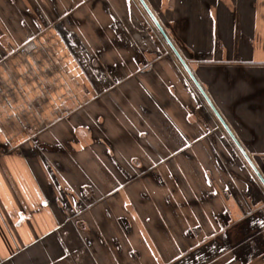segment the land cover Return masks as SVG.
<instances>
[{"label":"crops","instance_id":"0c3cea01","mask_svg":"<svg viewBox=\"0 0 264 264\" xmlns=\"http://www.w3.org/2000/svg\"><path fill=\"white\" fill-rule=\"evenodd\" d=\"M223 163L264 179V0H0V264L174 261L191 212L183 259L264 264V183Z\"/></svg>","mask_w":264,"mask_h":264},{"label":"rangeland","instance_id":"374dc122","mask_svg":"<svg viewBox=\"0 0 264 264\" xmlns=\"http://www.w3.org/2000/svg\"><path fill=\"white\" fill-rule=\"evenodd\" d=\"M210 151L214 150V149H209ZM225 151L224 153H228L230 151V149L226 148V149H222V148H217V150L215 149V152L216 154H223V153H220V152H223ZM238 154L239 156L241 155L240 151L238 150ZM208 168L206 169L207 171V177H208V180L211 181L212 184H219V181L222 180L224 181L225 180H231L232 183H235L237 184L236 186L238 188H244L245 187V182L247 181L246 178L249 179V175H251V172L254 173V178H255V186L258 185L259 188H261V181L258 177V175H256L255 173V170L251 168V165L249 164H207ZM260 171V169H259ZM175 186V184H174ZM180 191V185L179 186H175V193H178ZM184 196H182L183 198ZM235 202V201H233ZM134 209V205H130V209ZM130 213V212H128ZM132 213V212H131ZM133 214H135L133 212ZM185 214V217L184 218H188V214L187 213H184ZM192 214L194 213H190V217L192 218ZM239 218L241 216V213H239ZM109 216H111V214H109ZM185 219L184 224L181 225V223H178V227L176 225H172V222L171 221H168V223L170 224V226L167 228V232L171 235L170 238L168 239H165V241L167 242H170L172 244V256H177L178 259L176 260H171V261H168V260H164L162 255H161V252L160 250H158V263L160 264H204V262L206 263L207 260H199L198 258H195L197 255H191L189 256L187 259H183L186 255H187V252H191V251H194L196 250L200 244L198 245H195V243H192L190 244L191 242H189L188 240L192 239V241H195L193 238V236H197V232H202V229L201 227H196L197 224H195V220H192V219ZM176 222V221H175ZM174 222V223H175ZM108 226V229H105V230H108L106 233L105 231L102 230V227L103 226ZM102 223V222H95V226L93 227L94 228V234L96 236H100L101 239L106 240L107 237L105 238L104 234L102 233L105 232L108 236H113L115 234H118L119 232V235L121 236L122 235V239L125 240L126 242H124V244H121L119 243L118 244V241H116L115 243H111V244H107L106 245V248L110 251V252H114V251H117V249H120L122 251H129V252H140V253H143V255L146 256V251H150V249L152 247H155V244H150V243H141L140 244H134V243H128L127 242V238H125L124 234H122L120 230V228L116 225L115 221H109V224L108 223ZM93 225V223H92ZM86 229H82L81 233H80V236L83 240H85V235H83L84 232ZM141 230H142V236L144 235L143 233L146 232V230L142 227H141ZM183 230H186L187 233H183ZM182 232L179 233V232ZM185 231V232H186ZM91 235V234H89ZM83 236V237H82ZM103 236V238H102ZM187 236V237H186ZM147 239V241H149V235L147 234V232L145 233V235L143 236ZM188 237L190 239H188ZM142 239V238H141ZM169 244V243H168ZM101 246L100 244H96L97 247ZM192 245V246H191ZM82 247V250L83 248H86V245L84 243L81 244ZM79 246V247H81ZM164 247H169L170 245H163ZM241 245H239V249L240 251H245V249H242V246L240 247ZM69 247V246H68ZM208 247H213L211 244L208 245ZM229 245H223V251H224V248H226V250L228 249ZM125 248V250H124ZM256 248H254V252L256 253ZM80 250V249H79ZM139 250V251H138ZM212 249H208L207 251H212ZM229 251V250H228ZM249 251V249L247 250ZM258 251V250H257ZM171 252V251H170ZM128 253V252H126ZM134 259H128L127 262L128 264H144L146 261H144L143 259L140 261L138 260V258L136 257V255L133 253L132 254ZM144 256V257H145ZM213 256V255H212ZM256 256V254H255ZM187 257V256H186ZM256 261V260H255ZM219 262H222V261H218ZM223 262H226L227 264H234L233 262H229V259L227 260H224ZM239 262H241L239 260ZM214 263H217V262H214ZM213 262L211 264H214ZM152 264H155L154 262ZM239 264V263H238Z\"/></svg>","mask_w":264,"mask_h":264},{"label":"water","instance_id":"95a60500","mask_svg":"<svg viewBox=\"0 0 264 264\" xmlns=\"http://www.w3.org/2000/svg\"><path fill=\"white\" fill-rule=\"evenodd\" d=\"M176 53H177V55L179 56V58L181 59V61L183 62V64L184 65H186L185 63H184V61H183V59L181 58V56L179 55V53L176 51ZM189 70V69H188ZM190 72V71H189ZM190 74H191V72H190ZM191 76H193L192 74H191ZM194 78V77H193ZM253 167H254V170L256 171V173L259 175V177H260V179L263 181V183H264V179H263V177H262V175L259 173V171L256 169V167L253 165Z\"/></svg>","mask_w":264,"mask_h":264}]
</instances>
